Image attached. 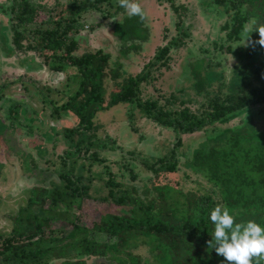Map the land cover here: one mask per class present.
Instances as JSON below:
<instances>
[{"label": "trees", "instance_id": "16d2710c", "mask_svg": "<svg viewBox=\"0 0 264 264\" xmlns=\"http://www.w3.org/2000/svg\"><path fill=\"white\" fill-rule=\"evenodd\" d=\"M126 1L118 0L112 11L101 7L103 3L113 5L112 0L58 1L53 10L46 7L43 11V4L28 0L12 1L8 7L12 15L4 28L6 41L14 51L31 53L55 72H60L67 62L74 67L78 82L74 92L52 108L58 117L63 110L75 119L70 125H55L57 133L62 127L67 141L55 153L61 160L56 161L61 164L58 170L45 168L62 183L51 181L52 190L41 198L36 194L47 188L30 191L26 204L16 211L18 224L0 234V264H141L139 255L127 249L129 240L138 235L156 250L155 264H264V114L258 120L251 116V123L256 124L251 128L243 125L239 132L222 141L201 144L181 157L190 172L209 184L207 190L183 191L168 182H156L159 176L177 170L176 149L183 134L202 130L234 113L258 107L264 110V0H214L224 2L225 12L229 11V17L219 26L225 33L221 40L240 42L246 36L242 33L244 25L251 22L252 31L246 37L250 44L247 49L236 48V54L242 56L240 66L232 70L229 81H221L210 95L206 91L207 70L203 74L194 72L192 94L201 97L194 107L172 94L139 97L140 84L152 78L149 70L165 65L169 50L181 43L178 31L184 7L180 4L165 0L175 14V33L155 49L137 73L127 76L118 90L108 95V100L103 94V78L113 80L117 73L106 70L107 53L100 48L80 55L73 52L84 12L99 11L101 17L112 18L123 10ZM221 40L212 43V47H218L215 51L220 52ZM255 43L259 47L253 46ZM230 49L227 44L225 50ZM208 66L209 62L206 69ZM19 76L17 80H21ZM29 80L34 81L30 75L27 82L31 83ZM118 102L137 107L150 121L174 134L168 155L137 162L129 169L130 178L140 175L141 170L142 175L149 177V186L141 191L114 180L104 163L109 159L98 155L99 146H105L97 142L101 136L92 119L96 112ZM72 129L74 132H70ZM92 130L91 140L86 132ZM115 160L118 158L112 161ZM43 162L46 167L53 164L55 168V162ZM95 162L102 164L106 174L98 194L90 193L93 178L83 183L84 174ZM79 165L85 168L80 174L76 173ZM180 175L190 176L186 170ZM89 199L119 210L97 211L86 224L82 219L89 215L83 212L80 218L73 209H80L81 203ZM59 204L61 215L56 209ZM54 221L58 224L51 226Z\"/></svg>", "mask_w": 264, "mask_h": 264}, {"label": "rangeland", "instance_id": "374dc122", "mask_svg": "<svg viewBox=\"0 0 264 264\" xmlns=\"http://www.w3.org/2000/svg\"><path fill=\"white\" fill-rule=\"evenodd\" d=\"M12 1L16 3L18 0H0V84L6 82L3 87L0 86L1 235L18 224L16 211L26 204L30 191L35 192L36 187L47 188L36 194L41 198L52 190L51 185L62 183V180L55 179V173L46 169H54L53 172L58 170L61 164L56 161L61 160L55 153L62 150L61 144L65 145L67 141L65 135L61 133L62 127L57 133L55 125L61 122L70 125L75 119L63 110H60L58 117L52 113V108L60 106L68 95L74 92L78 82L73 73L74 67L67 62L62 65L60 72L51 71L31 53H18V50L14 51L12 45L7 43L4 25H7L9 16L12 15L8 11ZM28 1L33 4H43L41 10L43 11L47 9L46 7L53 10L56 2L63 3L65 0ZM112 2L114 4L111 6L103 3L101 7L112 11L118 0ZM171 2L184 7L178 31L181 43L169 50L165 65L152 67L149 70L152 78L140 84L139 97L151 99L159 93L164 96L172 94L194 107L201 98L192 94L194 92L192 83L196 78L194 72L203 74L207 70L205 75L209 85L206 86V91L209 95L219 87V84L229 81L232 70L241 64L242 56L236 54V48L247 49L250 44V40L246 37L252 31V23L247 22L244 25L242 33L246 36L241 38L240 42L225 39L223 41L221 39L225 33L219 26L229 17V11L225 12L224 2L218 3L214 0H171ZM174 20L175 14L171 10L170 2L165 0H127L123 10L118 11L112 18H103L99 11L89 10L79 19L81 28L74 37L77 44L73 52L80 55L100 48L107 53L109 62L106 70L110 69V72L117 73L113 80L108 76L103 78L105 80L103 94L105 100H108V93L116 90L127 76L137 73L151 58L155 49L175 33ZM220 40L222 44L218 52L215 51L218 47H212V43L217 44ZM227 44L231 45L229 51L225 50ZM253 46L259 47L257 43ZM207 62H209L208 69L205 67ZM22 73L32 76L34 81L29 80L31 83H28V75ZM19 74L21 80H17ZM221 92L225 90L221 89ZM159 103H162V99ZM261 109L262 107H258L255 110L234 113L202 130L183 134L182 142L176 149L179 154L177 170L159 176L156 182H168L174 188L183 191L207 190L209 184L190 172L181 157L188 156L194 147L201 144L222 141L229 134L239 132L243 125L251 128L253 124L256 125L251 123V116L254 115V120L262 119L264 110ZM92 120V124L96 127L95 131L101 138L94 137L99 138L97 142L105 146V148L99 146L98 155L109 159L104 163L108 172L113 173L114 180L128 188L135 187L138 191L149 186V177L142 175L141 169L140 175L134 178L129 177L132 175L129 169H132L133 165L136 166L137 162L141 164L153 160L155 156L168 155L173 142V132L150 121L137 107L121 102L96 112ZM93 132V130L86 132V135L90 134L91 140ZM134 156L137 157L135 161ZM117 158L115 162L112 161ZM45 159L51 163L55 162V168L53 164L46 167L43 162ZM182 170L189 172L190 176L183 178L184 175H180ZM81 171L84 172L85 168L79 165L76 173L80 174ZM83 177L85 178L83 183L87 182L86 179L93 178L90 183V193L98 194L102 190V182L106 174L102 171V164L95 162ZM51 181L55 183L50 185ZM61 207L62 205L59 204L56 208L58 215H61ZM108 209L119 210L118 207L115 208L106 202L89 199L81 203L80 209L74 207L73 211L79 213L80 218L83 212L89 215L87 219H82L88 224L89 219L97 215V211ZM56 224L58 222L54 221L51 226ZM67 231L68 227L64 232ZM100 237L98 235V238ZM127 249L139 255L141 264L156 263L153 257L156 250H153L150 243L142 236L131 238Z\"/></svg>", "mask_w": 264, "mask_h": 264}, {"label": "crops", "instance_id": "0c3cea01", "mask_svg": "<svg viewBox=\"0 0 264 264\" xmlns=\"http://www.w3.org/2000/svg\"><path fill=\"white\" fill-rule=\"evenodd\" d=\"M118 88H119V87H117L116 90H118ZM116 90H112V91H110V92L108 93V95H109L111 92L116 91ZM107 98H108V96H107ZM118 103H119V102H118ZM125 104H126V103H125Z\"/></svg>", "mask_w": 264, "mask_h": 264}]
</instances>
